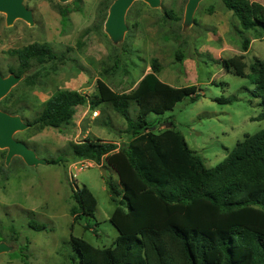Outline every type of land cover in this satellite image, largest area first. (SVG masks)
I'll return each mask as SVG.
<instances>
[{
  "label": "rangeland",
  "instance_id": "1",
  "mask_svg": "<svg viewBox=\"0 0 264 264\" xmlns=\"http://www.w3.org/2000/svg\"><path fill=\"white\" fill-rule=\"evenodd\" d=\"M73 1L26 0V7L34 14L33 26L22 20L7 26L6 15L0 14V73L4 77L18 67L17 59L8 54L11 50L33 43L48 44L60 57L55 63L36 64L24 80L36 74L37 84L28 87L23 80L9 95L8 109L25 122H31L61 91H78L89 101L94 100L99 94L97 81L115 95L129 94L158 60L162 84L195 87L199 98H185L172 111L152 115L150 120L166 124L174 121L176 130L207 168L221 164L246 136L264 131V119H259L263 107L253 95L252 77L236 76L223 65L226 60L245 55L246 73L250 75L249 67L255 59L264 61V40L255 42L250 53L243 54L244 40L254 35L242 30L222 0H204L191 27L184 25L189 0H162L158 9L137 1L127 14L125 40L118 45L107 36L105 24L98 25L97 14L104 0H84L82 12L71 14L64 22L59 8ZM250 1L264 6V0ZM167 11L180 20L167 18ZM114 98L105 97L95 112L89 106L80 107L74 124L62 132L29 129L16 134L15 139L47 161L67 154L70 144L88 138L121 147L129 142L127 123L112 107ZM129 112L136 119L134 104ZM164 128L163 124L160 129ZM6 157L7 151L0 149V243L13 250L0 255V264H72V237L83 238L99 249L113 246L118 231L110 219L116 204L108 185L120 194L122 187L110 168L72 158L58 166L28 167L16 157L6 165ZM83 186L93 193L98 205L94 219L82 217L75 223L72 191ZM31 223L44 228L31 229ZM87 226L92 229L87 230Z\"/></svg>",
  "mask_w": 264,
  "mask_h": 264
},
{
  "label": "trees",
  "instance_id": "2",
  "mask_svg": "<svg viewBox=\"0 0 264 264\" xmlns=\"http://www.w3.org/2000/svg\"><path fill=\"white\" fill-rule=\"evenodd\" d=\"M114 1L101 3L97 14L100 27ZM222 2L244 32H252L254 39L264 38L263 5L250 0ZM83 3L74 0L60 7L64 22L71 14L82 12ZM166 17L180 20L171 11ZM250 43L251 39L244 40L243 54ZM8 54L17 59V69L10 71L18 77L31 72L36 64L60 61L48 44L33 43ZM223 65L236 76L252 77L253 95L263 107L259 119H264V61L256 58L249 67L250 75L246 73L245 55L226 60ZM161 68L154 60L152 71L129 94L115 95L102 81H97L99 94L91 101L78 91H61L31 122H26L38 133L49 128L62 132L74 124L80 107L89 106L95 112L111 95L115 97L110 101L112 107L127 123L129 142L121 147L88 138L70 144L67 154L48 161L54 166L70 158L104 164L118 176L122 187L120 194L108 185L116 204L110 219L118 231L113 246L99 249L83 238L72 237V264H264V131L246 136L221 164L207 168L176 130L174 121L166 124L150 120L152 115L172 111L185 98H199L195 87L162 84ZM36 78V74L29 75L24 83L34 87ZM9 95L2 100L1 109L17 116L8 109ZM131 104L136 106V119L130 116ZM72 193L74 222L82 217L94 219L98 203L93 193L86 186ZM30 228L44 227L31 223Z\"/></svg>",
  "mask_w": 264,
  "mask_h": 264
},
{
  "label": "water",
  "instance_id": "3",
  "mask_svg": "<svg viewBox=\"0 0 264 264\" xmlns=\"http://www.w3.org/2000/svg\"><path fill=\"white\" fill-rule=\"evenodd\" d=\"M26 0H0V14L6 15L7 26L13 25L16 21L22 20L34 25L33 11L25 5ZM73 0H59L60 3L67 4ZM137 1H143L152 9H158L162 6V0H115L111 5L105 22V32L113 44L118 45L124 42L128 32L127 14L133 4ZM204 0H189L185 13V27H191L194 24L195 14L199 5ZM24 75L18 77L11 74L4 77L0 73V149L7 151L6 165L18 157L21 158L28 167H38L47 165L48 161L40 159L36 152L29 148L24 142L15 139L16 134L30 129L20 116H13L1 109V102L12 90L23 80ZM13 250L5 243H0V255L7 254Z\"/></svg>",
  "mask_w": 264,
  "mask_h": 264
},
{
  "label": "crops",
  "instance_id": "4",
  "mask_svg": "<svg viewBox=\"0 0 264 264\" xmlns=\"http://www.w3.org/2000/svg\"><path fill=\"white\" fill-rule=\"evenodd\" d=\"M259 40H260V41H263L264 38H262V39H254V38H252V39H251V43H250L249 50H248L247 54L250 53V51H251L252 46L254 45V43L257 42V41H259ZM112 143H114V142H112ZM115 144H116V143H115Z\"/></svg>",
  "mask_w": 264,
  "mask_h": 264
},
{
  "label": "built area",
  "instance_id": "5",
  "mask_svg": "<svg viewBox=\"0 0 264 264\" xmlns=\"http://www.w3.org/2000/svg\"><path fill=\"white\" fill-rule=\"evenodd\" d=\"M95 114H97V113H95Z\"/></svg>",
  "mask_w": 264,
  "mask_h": 264
}]
</instances>
